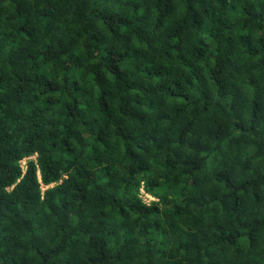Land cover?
<instances>
[{
	"label": "trees",
	"instance_id": "trees-1",
	"mask_svg": "<svg viewBox=\"0 0 264 264\" xmlns=\"http://www.w3.org/2000/svg\"><path fill=\"white\" fill-rule=\"evenodd\" d=\"M0 264H264V0H0Z\"/></svg>",
	"mask_w": 264,
	"mask_h": 264
},
{
	"label": "built area",
	"instance_id": "built-area-1",
	"mask_svg": "<svg viewBox=\"0 0 264 264\" xmlns=\"http://www.w3.org/2000/svg\"><path fill=\"white\" fill-rule=\"evenodd\" d=\"M25 160L21 162V167L23 169V171L25 170ZM141 193H142V198L144 197V201L147 203V202H150V201H154V198H152L151 196L149 195H146L142 190H141Z\"/></svg>",
	"mask_w": 264,
	"mask_h": 264
},
{
	"label": "rangeland",
	"instance_id": "rangeland-1",
	"mask_svg": "<svg viewBox=\"0 0 264 264\" xmlns=\"http://www.w3.org/2000/svg\"><path fill=\"white\" fill-rule=\"evenodd\" d=\"M33 160H34V158H32ZM25 163H26V161H25ZM25 167V166H24ZM143 199H144V197H143Z\"/></svg>",
	"mask_w": 264,
	"mask_h": 264
}]
</instances>
